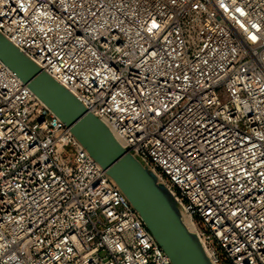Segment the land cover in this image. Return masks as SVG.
I'll use <instances>...</instances> for the list:
<instances>
[{
  "label": "built area",
  "instance_id": "built-area-1",
  "mask_svg": "<svg viewBox=\"0 0 264 264\" xmlns=\"http://www.w3.org/2000/svg\"><path fill=\"white\" fill-rule=\"evenodd\" d=\"M0 33L155 174L211 264H264V0H0ZM0 264H171L1 61Z\"/></svg>",
  "mask_w": 264,
  "mask_h": 264
},
{
  "label": "water",
  "instance_id": "water-1",
  "mask_svg": "<svg viewBox=\"0 0 264 264\" xmlns=\"http://www.w3.org/2000/svg\"><path fill=\"white\" fill-rule=\"evenodd\" d=\"M0 61L70 129L106 170L171 264H211L197 236L183 223L171 193L129 154L108 127L0 33Z\"/></svg>",
  "mask_w": 264,
  "mask_h": 264
},
{
  "label": "bare ground",
  "instance_id": "bare-ground-1",
  "mask_svg": "<svg viewBox=\"0 0 264 264\" xmlns=\"http://www.w3.org/2000/svg\"><path fill=\"white\" fill-rule=\"evenodd\" d=\"M182 221H183V223L185 224V226L187 227V229H188L189 231H191V230H192V226H191V224L188 222V220L185 219V218H182Z\"/></svg>",
  "mask_w": 264,
  "mask_h": 264
}]
</instances>
